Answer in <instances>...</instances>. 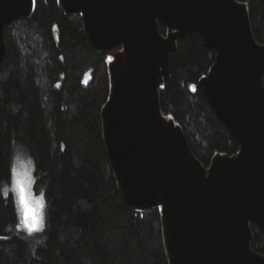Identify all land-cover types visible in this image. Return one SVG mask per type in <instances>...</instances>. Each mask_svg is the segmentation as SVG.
Returning a JSON list of instances; mask_svg holds the SVG:
<instances>
[{
	"label": "water",
	"instance_id": "1",
	"mask_svg": "<svg viewBox=\"0 0 264 264\" xmlns=\"http://www.w3.org/2000/svg\"><path fill=\"white\" fill-rule=\"evenodd\" d=\"M36 0H0V65L6 27ZM80 15L92 47L109 61L103 139L119 191L133 210L159 208L169 264H264L251 224L264 232V45L238 0H59ZM160 24L167 29L161 33ZM200 35L216 62L196 90L238 144L209 167L183 128L162 112L179 41Z\"/></svg>",
	"mask_w": 264,
	"mask_h": 264
},
{
	"label": "trees",
	"instance_id": "2",
	"mask_svg": "<svg viewBox=\"0 0 264 264\" xmlns=\"http://www.w3.org/2000/svg\"><path fill=\"white\" fill-rule=\"evenodd\" d=\"M248 4L264 45V0ZM161 33L167 29L160 24ZM0 65V264H169L159 208L137 212L119 191L103 139L101 111L110 91L109 61L88 41L80 15L63 14L59 0H36L29 18L5 30ZM200 35L179 41L171 79L161 91L162 112L183 128L204 166L238 144L217 117L200 78L216 62ZM20 148L34 162L35 191L44 195L42 234L19 231L12 185ZM252 248L264 254V232L254 223Z\"/></svg>",
	"mask_w": 264,
	"mask_h": 264
},
{
	"label": "rangeland",
	"instance_id": "3",
	"mask_svg": "<svg viewBox=\"0 0 264 264\" xmlns=\"http://www.w3.org/2000/svg\"><path fill=\"white\" fill-rule=\"evenodd\" d=\"M20 179L25 188L26 206L20 202V193L16 181ZM35 169L33 159L26 155L20 148L16 149L13 159L12 185L4 190V195L11 191L16 200L19 215V231L29 235L42 234L47 226V207L44 195H38L35 191ZM29 225H34L29 230Z\"/></svg>",
	"mask_w": 264,
	"mask_h": 264
},
{
	"label": "snow or ice",
	"instance_id": "4",
	"mask_svg": "<svg viewBox=\"0 0 264 264\" xmlns=\"http://www.w3.org/2000/svg\"><path fill=\"white\" fill-rule=\"evenodd\" d=\"M16 184H17V187H18L19 193H20V202H21L22 205L26 206L25 188L23 186V182L20 179H18L16 181ZM33 227H34V225H29V230L31 231Z\"/></svg>",
	"mask_w": 264,
	"mask_h": 264
},
{
	"label": "bare ground",
	"instance_id": "5",
	"mask_svg": "<svg viewBox=\"0 0 264 264\" xmlns=\"http://www.w3.org/2000/svg\"><path fill=\"white\" fill-rule=\"evenodd\" d=\"M109 61L110 62H113L114 61V56L113 55L109 56Z\"/></svg>",
	"mask_w": 264,
	"mask_h": 264
}]
</instances>
